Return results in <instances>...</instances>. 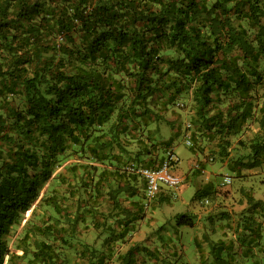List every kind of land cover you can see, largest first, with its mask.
<instances>
[{
	"label": "trees",
	"instance_id": "obj_1",
	"mask_svg": "<svg viewBox=\"0 0 264 264\" xmlns=\"http://www.w3.org/2000/svg\"><path fill=\"white\" fill-rule=\"evenodd\" d=\"M186 101L223 151L256 123L241 165H264V0H0V264H105L101 250H72L78 223H97L100 196L116 219H139L137 174L118 165L134 143L133 162L158 167L172 139L153 140L162 113ZM246 204L234 240L206 239L209 264H264V200ZM32 206L39 222L25 221L12 250ZM176 224L194 221L180 213ZM155 252L133 244L116 261Z\"/></svg>",
	"mask_w": 264,
	"mask_h": 264
},
{
	"label": "rangeland",
	"instance_id": "obj_2",
	"mask_svg": "<svg viewBox=\"0 0 264 264\" xmlns=\"http://www.w3.org/2000/svg\"><path fill=\"white\" fill-rule=\"evenodd\" d=\"M180 106L169 108L162 113L158 124L159 131L153 140L157 138L164 140L172 135L171 143L159 148L156 156L160 158L167 151L175 152L178 161L173 169L170 168V172L186 174L185 183L187 180L188 182L184 188L170 189L148 200L143 195L142 180L134 173L121 171L136 175L131 182L137 193L134 199L142 203L139 219L129 217L128 223L116 219L111 204L107 202L106 197L100 196L97 198V208L101 213H96L97 223L93 224L90 217L78 223L77 235L74 239L75 248L72 250L82 248L101 250L107 256L105 264H118L117 254L123 253L133 244H139L140 247L145 246L148 250L156 251L154 257L139 254L145 264H209L211 257L206 239L213 241L221 238L235 239L232 228L240 212L247 206L246 195L264 200V165L252 169H246L241 165L249 152V140L258 127L256 123L250 124L243 132L229 135V143L223 151L215 142L206 141L202 136L203 133L199 134L196 130L195 122L191 120L193 117L191 103L186 101L182 107ZM186 123H190L191 128L195 130L193 136L195 148L188 147L184 143ZM151 128L154 129V124ZM196 145L199 147L196 148ZM202 145L205 146L204 150L200 149ZM128 148L129 154L125 156L127 162L119 164L118 168L134 161V143ZM74 160L75 158H70L64 164ZM89 162L104 167L103 164ZM196 165L205 172L200 173ZM225 174L231 177V181L224 185L221 184V178ZM109 184H115V181L111 180ZM203 186H206L207 194L194 195L195 190ZM85 197L87 198L85 203L90 205L92 201L90 195L87 194ZM118 198L121 205L130 206L128 197L119 194ZM32 208L33 206L26 211L24 218L9 237L12 250L18 236L23 232L25 221L30 218L39 222L41 211L37 210L32 217ZM180 213H185L193 219L192 227L176 224V217ZM258 219L264 224V216ZM23 247L18 248L17 253H21ZM243 264H251V262L247 261Z\"/></svg>",
	"mask_w": 264,
	"mask_h": 264
},
{
	"label": "built area",
	"instance_id": "obj_3",
	"mask_svg": "<svg viewBox=\"0 0 264 264\" xmlns=\"http://www.w3.org/2000/svg\"><path fill=\"white\" fill-rule=\"evenodd\" d=\"M190 123H186L184 143L187 146L193 145V135ZM191 128V129H190ZM178 157L174 151H167L166 157L158 167H150L145 165H136L135 162L130 161L125 166L118 168L120 171H128L137 174L145 182V194L147 198H152L158 192L166 189L178 190L186 181V176L179 173L170 172V168H174ZM201 173L205 172L203 168L195 166ZM231 177L229 175H223L221 178V184H229ZM207 202V199L205 200Z\"/></svg>",
	"mask_w": 264,
	"mask_h": 264
},
{
	"label": "crops",
	"instance_id": "obj_4",
	"mask_svg": "<svg viewBox=\"0 0 264 264\" xmlns=\"http://www.w3.org/2000/svg\"><path fill=\"white\" fill-rule=\"evenodd\" d=\"M187 182H188V180H187ZM187 182H186V183H187ZM186 183H185V184H186ZM185 184H184L181 188H184ZM166 191H167V190L164 189V190H162V193H165Z\"/></svg>",
	"mask_w": 264,
	"mask_h": 264
},
{
	"label": "bare ground",
	"instance_id": "obj_5",
	"mask_svg": "<svg viewBox=\"0 0 264 264\" xmlns=\"http://www.w3.org/2000/svg\"><path fill=\"white\" fill-rule=\"evenodd\" d=\"M144 187H145V185H144ZM145 193V192H144Z\"/></svg>",
	"mask_w": 264,
	"mask_h": 264
},
{
	"label": "clouds",
	"instance_id": "obj_6",
	"mask_svg": "<svg viewBox=\"0 0 264 264\" xmlns=\"http://www.w3.org/2000/svg\"><path fill=\"white\" fill-rule=\"evenodd\" d=\"M200 171V170H199ZM201 173V172H200Z\"/></svg>",
	"mask_w": 264,
	"mask_h": 264
}]
</instances>
